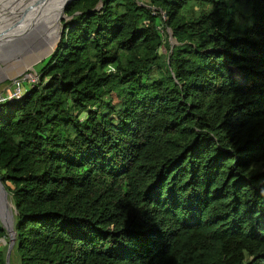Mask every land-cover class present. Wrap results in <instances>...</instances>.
Returning <instances> with one entry per match:
<instances>
[{"label":"trees","instance_id":"16d2710c","mask_svg":"<svg viewBox=\"0 0 264 264\" xmlns=\"http://www.w3.org/2000/svg\"><path fill=\"white\" fill-rule=\"evenodd\" d=\"M63 14L36 86L0 104L10 264H264V0Z\"/></svg>","mask_w":264,"mask_h":264},{"label":"rangeland","instance_id":"374dc122","mask_svg":"<svg viewBox=\"0 0 264 264\" xmlns=\"http://www.w3.org/2000/svg\"><path fill=\"white\" fill-rule=\"evenodd\" d=\"M18 1L19 0H0V71L2 72L0 75L1 92L8 91L13 93L15 90H17L16 87L22 84L23 81L25 85H29V80L27 78L33 75L37 77L34 72H29V70H32V68L34 69V67H37L36 69H38L40 66H42L40 62L43 59H46L53 52L54 46L59 38V30L61 31L62 28L61 20L64 14L63 12L60 14L61 8L64 7L68 0H26V2L21 6V9L14 10V7L17 5ZM3 6H8L9 8L2 12L1 7ZM194 8L195 10L197 9V7ZM250 9L251 8L248 6L243 5L241 10L234 9V14L242 23L247 20L245 15L249 14ZM12 11L14 12L11 13ZM45 17H49L51 20H53L50 24L46 25L50 26L51 28L45 35V39L49 43L48 48L50 49H47L46 51L45 49L42 50V46L38 48L37 50H39V52L34 53L35 63L28 65L23 57L18 56L17 53L26 51L28 46L39 41L41 38L40 32L37 30H32L40 25ZM55 36L56 38H54ZM6 38L9 39L4 43L3 41ZM32 52L33 51L29 49L27 51V55L30 57ZM13 80L18 82V84L14 85ZM5 238L7 239V243L3 247H8V244L10 243V236L6 233V236L3 237V239ZM12 254L13 246L11 249V255Z\"/></svg>","mask_w":264,"mask_h":264},{"label":"water","instance_id":"95a60500","mask_svg":"<svg viewBox=\"0 0 264 264\" xmlns=\"http://www.w3.org/2000/svg\"><path fill=\"white\" fill-rule=\"evenodd\" d=\"M72 0H68L64 5V10L66 5L71 2ZM63 10V13H64ZM62 31H60V37H61ZM9 38H6L3 42L5 43ZM60 40V38H59ZM58 40V42H59ZM58 42L56 43L55 47L57 46ZM3 44V43H1ZM54 47V49H55ZM53 49V50H54ZM7 197L9 198V202L6 200ZM11 219V220H10ZM0 221L2 227L6 230V233L10 236V243L8 244L7 249V264H10V257H11V249L13 246V243L15 241L17 232H16V217L14 214L13 204L12 200L10 199L8 192L3 184V182L0 179ZM9 222V224H6V222ZM11 225V226H10ZM3 238L0 239V242Z\"/></svg>","mask_w":264,"mask_h":264},{"label":"bare ground","instance_id":"6f19581e","mask_svg":"<svg viewBox=\"0 0 264 264\" xmlns=\"http://www.w3.org/2000/svg\"><path fill=\"white\" fill-rule=\"evenodd\" d=\"M26 2V0H19L18 1V3H17V5L14 7V10H18V9H21V6L24 4ZM12 3V2H11ZM15 3V2H14ZM53 3V2H52ZM54 7V6H53ZM9 7L8 6H3V7H1V10H2V12L3 11H5V10H7ZM62 9H63V7L61 8V12H62ZM14 11H12L11 13H13ZM61 12H60V14H61ZM58 14V13H57ZM57 17V16H56ZM4 18V17H3ZM2 20V19H1ZM53 20H51L49 17H45L43 20H42V23L40 24V25H38L36 28H34L32 31H34V30H37V31H39L40 32V35H41V38L39 39V41H37V42H34L32 45H30V46H28L27 47V50L26 51H23V52H20V53H17V55L18 56H20V57H23V59L25 60V62L28 64V65H32V64H34L35 63V61H34V53L35 52H39V50H37L38 48H40L41 46H42V50H46L47 51V49H50V48H48L49 47V43H48V41L45 39V35L48 33V31L51 29L50 28V26H46L47 24H50L51 22H52ZM3 24H4V22H3ZM31 33V32H30ZM29 33V34H30ZM30 36H33V35H30ZM29 36V37H30ZM30 38H32V37H30ZM54 38H56V36L54 37ZM35 46V47H34ZM32 47H34V48H32ZM29 49H31V51H33L32 52V55L29 57L28 55H27V51L29 50ZM33 49V50H32ZM36 50V51H35ZM44 54H45V52H44ZM43 54V55H44ZM7 201H8V197H7V199H6ZM9 202V201H8ZM6 222V224H9V222H7V221H5Z\"/></svg>","mask_w":264,"mask_h":264},{"label":"built area","instance_id":"2783aa9c","mask_svg":"<svg viewBox=\"0 0 264 264\" xmlns=\"http://www.w3.org/2000/svg\"><path fill=\"white\" fill-rule=\"evenodd\" d=\"M166 17V15L164 14V18ZM29 80V85H25L24 84V81H23V85L20 84L19 86H17V90H15L13 93L11 92H8V91H4V92H1L0 91V104L1 103H4L6 101H14V100H18L20 99L26 92L29 88H33L36 86V84L38 83V76L35 77L34 75L33 76H30L29 78H27ZM13 83L14 85H17L18 82L14 81L13 80Z\"/></svg>","mask_w":264,"mask_h":264},{"label":"crops","instance_id":"0c3cea01","mask_svg":"<svg viewBox=\"0 0 264 264\" xmlns=\"http://www.w3.org/2000/svg\"><path fill=\"white\" fill-rule=\"evenodd\" d=\"M16 58H17V56H16ZM13 60H14V59H13ZM1 73H2V72L0 71V75H1ZM0 80H1V77H0ZM0 83H1V82H0Z\"/></svg>","mask_w":264,"mask_h":264}]
</instances>
